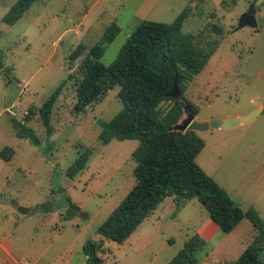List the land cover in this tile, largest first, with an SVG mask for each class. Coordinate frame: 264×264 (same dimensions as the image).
<instances>
[{
	"label": "rangeland",
	"instance_id": "obj_1",
	"mask_svg": "<svg viewBox=\"0 0 264 264\" xmlns=\"http://www.w3.org/2000/svg\"><path fill=\"white\" fill-rule=\"evenodd\" d=\"M18 1L0 0V153L6 147L16 150L11 162L0 156V244L10 252L0 247V264H87L84 246L102 240L98 228L136 184L132 154L139 142L99 139V121H111L123 109L119 87L86 115L74 113L76 72L111 25L120 32L100 59L106 66L141 22L172 24L185 10V34L203 33L205 43L220 42L205 69L187 83L185 96L199 108L197 122L255 114L233 129L196 131L205 143L197 164L242 208L254 207L264 219V25L238 29L254 2H261L257 15L264 17L263 0H39L7 25L4 17ZM79 45L87 51L71 68L70 55ZM65 81L48 136L39 115L30 122L26 117ZM171 105L164 103L162 110ZM12 120L32 127L38 143L19 139ZM84 151L90 154L87 166L70 179L67 171ZM60 191L79 211L76 216L47 215V203H56ZM19 208L30 212L22 215ZM208 221L198 200L178 209L168 198L125 243L104 240L106 263L170 264ZM255 236L245 219L229 234L219 229L211 240L201 237L207 244L197 263H234Z\"/></svg>",
	"mask_w": 264,
	"mask_h": 264
},
{
	"label": "trees",
	"instance_id": "obj_2",
	"mask_svg": "<svg viewBox=\"0 0 264 264\" xmlns=\"http://www.w3.org/2000/svg\"><path fill=\"white\" fill-rule=\"evenodd\" d=\"M37 1L19 0L4 17V22L14 25ZM187 18L188 11L185 10L172 24L141 22L122 47L116 61L106 66L100 59L120 32L119 27L113 24L103 38L88 50L76 72L74 113L86 115L110 90L119 87L123 109L111 121H99L102 128L99 139L104 144L113 140L139 142L132 154L137 163L134 169L136 184L98 228L97 234L102 240H90L84 246L87 264H107L104 240L119 245L125 243L168 198L176 200L178 209L191 200H198L210 220L225 234L233 232L243 220H249L256 232L255 239L234 263L264 264L261 259L264 252V219L254 207L242 208L197 164V158L205 148L198 134L177 128L187 119L188 106L198 116L199 108L185 96L187 83L205 69L220 44L218 40L205 43L203 33L185 34L182 28ZM213 30L219 36L224 35L219 26L213 25ZM86 51V46L79 45L72 52L69 58L71 68ZM177 78L182 96L174 100L168 94ZM67 84L65 81L58 87L40 108L31 107L26 117L30 122L39 115L48 136L53 135L51 120L55 105ZM166 102L172 105L163 111L162 106ZM12 123L19 139H32L38 143L32 127L17 120H12ZM15 154V149L6 147L0 156L11 162ZM89 157L88 151L79 153L67 176L75 179L87 166ZM46 206L49 213L55 210L53 201ZM61 216L68 218L63 213ZM206 244L201 236H193L170 264H198L196 255L204 250Z\"/></svg>",
	"mask_w": 264,
	"mask_h": 264
},
{
	"label": "water",
	"instance_id": "obj_3",
	"mask_svg": "<svg viewBox=\"0 0 264 264\" xmlns=\"http://www.w3.org/2000/svg\"><path fill=\"white\" fill-rule=\"evenodd\" d=\"M264 1V0H263ZM261 2L257 1L254 2L249 10L243 14L238 23V29H243L245 27H250L253 29H258L260 26L264 25V17L259 18L257 15L258 8ZM68 78L67 71H66V79ZM182 96V91L179 87V80L178 78L175 80L174 86L172 91L168 94L169 98L174 100H178ZM255 118V114L247 117L237 118L230 120L226 123L221 121H212L206 123H199L196 120V116L193 114L190 106L187 107V119L182 123L181 126L177 127L180 130L184 131H199V132H207V131H214L218 129H233L243 123L249 122ZM59 197L55 203V210L58 213H64L68 218H72L76 216L79 211L75 208L72 204L71 200H69L68 196L60 191ZM19 213L22 215H26L30 212V209L27 208H19ZM222 264V263H220ZM228 264H235V263H228Z\"/></svg>",
	"mask_w": 264,
	"mask_h": 264
},
{
	"label": "crops",
	"instance_id": "obj_4",
	"mask_svg": "<svg viewBox=\"0 0 264 264\" xmlns=\"http://www.w3.org/2000/svg\"><path fill=\"white\" fill-rule=\"evenodd\" d=\"M238 117V116H237ZM231 119H233V118H228V119H226V120H222V121H224V123L225 122H228V121H230ZM162 206V205H161ZM160 208V207H159ZM54 214H59V213H57V212H50V213H48L47 215H54ZM202 229V230H201ZM200 230H199V232H198V235L200 236L201 235V237H204L206 240H211V238L213 237V235H214V233H218V231H219V227L215 224V223H213L211 220L210 221H208V223H206V225L203 227V228H201ZM0 247L1 248H3V250H5L8 254H10V252H9V250H7V249H5V244H0Z\"/></svg>",
	"mask_w": 264,
	"mask_h": 264
},
{
	"label": "flooded vegetation",
	"instance_id": "obj_5",
	"mask_svg": "<svg viewBox=\"0 0 264 264\" xmlns=\"http://www.w3.org/2000/svg\"><path fill=\"white\" fill-rule=\"evenodd\" d=\"M259 17V16H258ZM259 18H261V17H259Z\"/></svg>",
	"mask_w": 264,
	"mask_h": 264
}]
</instances>
